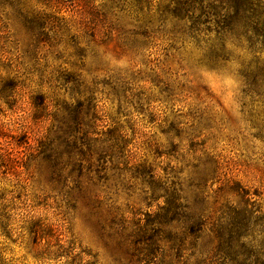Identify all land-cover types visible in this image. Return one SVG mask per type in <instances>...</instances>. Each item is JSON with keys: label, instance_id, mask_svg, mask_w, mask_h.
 <instances>
[{"label": "rangeland", "instance_id": "obj_1", "mask_svg": "<svg viewBox=\"0 0 264 264\" xmlns=\"http://www.w3.org/2000/svg\"><path fill=\"white\" fill-rule=\"evenodd\" d=\"M0 264H264V0H0Z\"/></svg>", "mask_w": 264, "mask_h": 264}]
</instances>
